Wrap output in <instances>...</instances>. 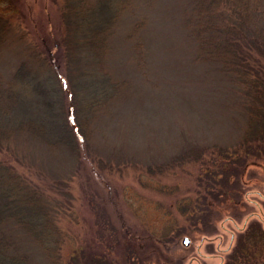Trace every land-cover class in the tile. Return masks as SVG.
I'll return each instance as SVG.
<instances>
[{
  "label": "rangeland",
  "instance_id": "obj_1",
  "mask_svg": "<svg viewBox=\"0 0 264 264\" xmlns=\"http://www.w3.org/2000/svg\"><path fill=\"white\" fill-rule=\"evenodd\" d=\"M62 0H0L8 74L24 49L62 64ZM191 0H131L110 41L127 87L81 156L17 136L10 158L42 188L61 233L59 264H253L264 258V148L240 147L246 96L195 60ZM196 160L175 157L199 147ZM182 158V157H181ZM168 164L170 166L168 167ZM168 168V169H165ZM33 264H49L14 229Z\"/></svg>",
  "mask_w": 264,
  "mask_h": 264
},
{
  "label": "trees",
  "instance_id": "obj_2",
  "mask_svg": "<svg viewBox=\"0 0 264 264\" xmlns=\"http://www.w3.org/2000/svg\"><path fill=\"white\" fill-rule=\"evenodd\" d=\"M62 64L46 49L23 50L7 75L0 70V264H33L14 229L59 264L61 233L41 187L10 158L17 136L36 140L53 156H81L98 121L125 92L127 80L109 66L110 41L131 0H62ZM184 17L195 60L218 65L246 96L240 147L264 148V0H191ZM9 20L0 16V44ZM192 149L173 160L201 158ZM182 157V158H181ZM170 164H168V167ZM168 169V168H165ZM253 264H264V258Z\"/></svg>",
  "mask_w": 264,
  "mask_h": 264
}]
</instances>
